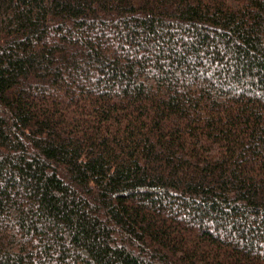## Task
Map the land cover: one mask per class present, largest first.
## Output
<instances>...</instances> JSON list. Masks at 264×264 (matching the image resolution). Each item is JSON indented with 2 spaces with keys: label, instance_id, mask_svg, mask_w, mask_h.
<instances>
[{
  "label": "trees",
  "instance_id": "obj_1",
  "mask_svg": "<svg viewBox=\"0 0 264 264\" xmlns=\"http://www.w3.org/2000/svg\"><path fill=\"white\" fill-rule=\"evenodd\" d=\"M0 264H264V0H0Z\"/></svg>",
  "mask_w": 264,
  "mask_h": 264
}]
</instances>
